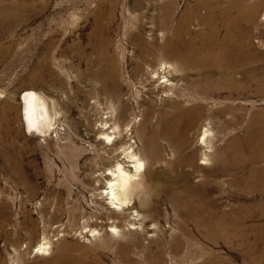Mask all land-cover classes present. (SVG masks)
Listing matches in <instances>:
<instances>
[{
  "label": "rangeland",
  "instance_id": "obj_1",
  "mask_svg": "<svg viewBox=\"0 0 264 264\" xmlns=\"http://www.w3.org/2000/svg\"><path fill=\"white\" fill-rule=\"evenodd\" d=\"M25 1L33 6L21 16L24 19L20 25L16 26L14 20L0 19V42L6 47L11 43L6 51L0 49V264H14L16 256L18 264H51L59 255L68 260L80 258L79 263L98 257L102 264H264V183L261 190L254 191L257 181H240L249 170L247 166L220 174L215 161L202 163L205 144L200 140L201 127L189 133L200 170L188 184H178L177 201L181 205L174 207L168 202V193L151 198L144 193L151 171L159 166L146 157L142 158L143 169L134 177L136 183L129 188L130 202L110 208L104 192L105 174L123 159L124 148L133 149L137 157L143 156L144 143L138 128L143 111L150 106L149 100L145 103L144 99L151 97L155 108H166L167 88L154 92L153 85L144 86L146 74L134 73L136 61H140L137 47H145L146 58L155 61L152 40L161 41V36H166L176 24L183 8L194 0H178L175 17L166 27L158 18L161 0H117L114 18L101 32L98 26L107 23L109 0ZM6 22L12 24L7 30ZM188 27L194 34L203 29L198 17H193ZM100 36L113 44L121 99L128 105L124 119L111 121L108 138L100 134L98 123L115 116L117 110L114 105L111 107V98L95 79ZM249 42L259 57L241 69L237 67L233 73L237 78L239 72L247 70L264 76V4ZM245 56L248 61L253 59L249 50ZM170 78L180 88L187 84L185 79ZM26 91L40 93L51 102L53 123L43 128L44 134L28 129L22 120L20 96ZM134 92L140 96H134ZM211 95L204 103L213 110L227 104L234 107L225 113L227 118L236 112L244 117L243 127L208 123L206 144H210L209 153L214 154L233 138L243 143L245 123L253 119L255 112L264 110V94L250 89ZM156 121L154 113L146 133ZM127 122L131 124L127 126ZM159 144L163 155L160 164L168 161L175 164V172L180 171L170 146L163 139H159ZM190 145L183 150L190 151ZM129 146L132 148L127 149ZM244 146L243 158L254 155L253 150ZM131 164L125 167L132 173ZM253 165L262 166L264 160ZM190 187L205 192L204 197L197 192L187 197ZM136 192L140 193L138 197ZM200 203L205 205L200 207L199 214L221 215L231 223L229 239L204 225L195 227L193 212L187 215L186 210ZM137 213L141 219L133 220ZM111 224L121 235L114 233L120 245L131 240L126 244L128 250L124 254L119 251L118 257L113 255L114 245L104 244L111 234ZM30 228H34L33 237L28 234ZM45 241L47 250L40 253L37 247Z\"/></svg>",
  "mask_w": 264,
  "mask_h": 264
},
{
  "label": "bare ground",
  "instance_id": "obj_2",
  "mask_svg": "<svg viewBox=\"0 0 264 264\" xmlns=\"http://www.w3.org/2000/svg\"><path fill=\"white\" fill-rule=\"evenodd\" d=\"M116 1L109 0L110 6L106 12L107 23H102V25L98 26L100 32L104 27H108L114 18ZM161 1L162 7H159L160 14L158 18L162 25L166 27L168 22L175 17L178 0ZM263 4V0H257L256 2H248L247 0H194L192 5L190 3L183 8L182 13L176 19V24L168 30L166 36L164 34L161 36V41L152 40L157 56L155 61L146 58V48L137 44V55L140 56V61H136L134 73L137 76L142 73L146 74V79L143 81L144 86L153 85L154 92L166 87L168 97L164 99L166 108H155L156 105L151 97H147V100L144 99L145 103L149 100L150 106L143 111V121H141L138 128L140 129L138 136L144 143L143 156L137 157V152L131 149V146L127 148L131 149L129 151L124 148L123 152L125 155L124 157L122 156L123 159L116 161L114 169H110V172L105 174L107 181L104 192L110 200V208H115L117 205H122L127 201L130 202L132 193H130L129 188L136 183L134 177L144 167V162L142 161L144 157L149 159L153 165L154 163L159 164L151 171L152 174L149 175L150 180L144 188V193L149 198L160 193H168L166 197L168 202L173 204L174 207L181 205V201H177L180 192L176 189L178 184L180 182L183 185L188 184L192 175L200 170L196 164V151L190 145L189 133L190 130H195V127L202 128L200 140L201 143L205 144L202 147V163L209 164L211 160L215 161L219 165L218 173L220 174L228 171L233 172L247 166L249 170L247 174L240 178V181L253 179L257 181L254 191L263 188L261 183H264V165L255 166L253 164L257 160H264V110L255 112L252 115L253 119L245 123L247 133L243 143L239 138H233L225 148L217 149L214 154H210V144H206V141L209 140L208 132L210 130L208 123L218 122L225 125L242 126L244 117L241 113L236 112L233 116L227 118L225 113L234 110L231 105L223 104L215 111L207 103H204L213 97L211 94L220 91L234 93L251 89L255 93L264 94V76L254 75L249 70L239 72L241 74L238 78L233 74L237 72V67L241 69L245 63L251 64L249 62L259 57L257 49H254L249 42V38L252 36V28L258 22L259 10L263 7ZM32 6L25 0H12L11 2L0 0V19L5 21L14 20L16 26L20 25L24 19L21 16ZM193 17H198L203 26L199 34L192 33L191 27H188ZM6 23L4 28L7 30L12 24L10 22ZM10 30L12 28L8 31ZM128 33L129 30H127L126 34ZM10 46L11 43L6 47L0 42V49L3 48L4 51L9 49ZM112 47L113 44L110 40L100 36L97 57L99 65L95 72V79L101 83V90L111 98V107L114 105L117 110L115 116L112 114L108 118L109 120H102L98 123L99 127L97 129L105 138L110 135L107 131L111 127L109 126L111 121H116V118L124 119L128 106L126 101L121 99V83L117 74L118 61ZM247 50L253 55L252 60H246L245 52ZM187 73L191 75L187 76ZM174 76L178 79H185L187 84L184 83L182 88H180L176 81L170 78ZM160 79L162 80L159 81ZM242 79L244 82L241 83L240 80ZM161 82L164 84L160 85L159 83ZM142 90H145L143 86ZM149 91L150 89L147 90V92ZM133 95L140 96L138 92H134ZM20 101L23 105L21 108L22 120L28 129L41 133L44 127H48L53 123V107L44 95L35 91H26L20 96ZM154 113L157 115V121L152 126L151 131L146 133L150 125L149 121ZM130 124L127 122L126 125L129 126ZM159 139L165 140L170 146L172 158L175 157L176 162L181 167L180 171L175 172V164H168V161L165 165L160 164L163 155ZM244 144H246L248 149L254 151V155L243 158L241 148L245 147ZM186 145L187 147L190 145V151L183 150ZM127 163L133 164L129 166L133 168L132 173L130 170H126L125 164L127 166ZM167 188H174L175 190L169 192ZM195 192L197 194L200 193L199 196L201 198L204 197L205 192L197 191L191 187L187 189V197H189V194H196ZM140 193H143V191ZM140 193L136 192L137 197ZM143 201L146 202L145 200ZM202 205L200 203L196 208L190 206L189 210H186L187 215L193 212L195 227L204 225L207 229H213L220 236L229 239L231 235L227 233H229L228 229L232 228L231 223L225 218L223 219L221 215L216 216L213 213L207 214L206 212L199 214L198 212H201L200 207ZM134 216L133 220L141 219L138 213ZM131 224H129V229L133 228ZM181 228L183 229L182 224ZM94 230L95 228L91 231ZM109 231L111 234L106 237L104 244L111 243V245H114L115 252L113 255L118 257L119 251L124 254L128 250V245L126 244L131 242V240H127L125 244L120 245L117 241L119 237L115 239L114 235V233L117 236L120 235L116 225H109ZM34 233V228L28 230L30 237H33ZM133 242L136 243L137 241L134 239ZM46 245L47 241L40 243L37 251L40 253L46 252ZM175 248L177 247L173 249ZM18 261L19 258L16 256L14 264H18ZM79 262L80 258L68 260L64 256L59 255L54 258L51 264H102L103 261L95 257L88 263Z\"/></svg>",
  "mask_w": 264,
  "mask_h": 264
}]
</instances>
